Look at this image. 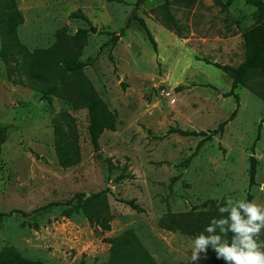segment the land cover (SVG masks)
Returning a JSON list of instances; mask_svg holds the SVG:
<instances>
[{
  "label": "rangeland",
  "instance_id": "obj_1",
  "mask_svg": "<svg viewBox=\"0 0 264 264\" xmlns=\"http://www.w3.org/2000/svg\"><path fill=\"white\" fill-rule=\"evenodd\" d=\"M139 1L0 0V8L14 4L24 16L18 38L30 52L51 48L62 31H88L84 75L118 121L96 150L88 110L66 98H44L11 53L8 63L3 59L0 30V126L9 127L0 164V251L14 247L46 264H106L111 242L132 233L157 264H212L203 252L193 262L195 237L162 229L160 220L218 210L249 193L264 204V101L248 89L233 90V77L216 67L245 61L244 34L264 13L246 0H169L184 30L180 37L160 18L168 0ZM236 111L223 136L198 152L202 137L170 133L213 132ZM65 118L74 122L82 153L69 169L56 152L55 121ZM257 153L262 158L251 189ZM107 189L109 231L83 215L64 217L59 204ZM130 200L144 211L133 210Z\"/></svg>",
  "mask_w": 264,
  "mask_h": 264
},
{
  "label": "trees",
  "instance_id": "obj_2",
  "mask_svg": "<svg viewBox=\"0 0 264 264\" xmlns=\"http://www.w3.org/2000/svg\"><path fill=\"white\" fill-rule=\"evenodd\" d=\"M12 0H9L11 3ZM119 1V0H109ZM145 0H140L142 3ZM258 10L264 13V1L246 0ZM2 2V1H1ZM220 4V2H218ZM10 8H0V30L3 35L4 49L2 57L8 63V56L18 63L20 72L33 86L39 87L44 98L52 96L66 98L73 101L77 110L87 109L90 118L89 134L91 142L96 150L100 148V139L106 131H116L118 126L117 116L111 111L107 103L98 95L94 85L84 75L88 66L81 61L83 51L88 45L89 33L87 30H79L76 35L70 36L66 31L59 34L57 43L46 50L30 52L18 38V30L24 24V16L10 4ZM160 18L167 30L183 37V27L177 20L172 10V2L166 1L159 7ZM85 17V16H84ZM145 29L149 41L157 50V42L148 29L146 22L138 20ZM129 27V25L127 26ZM245 61L238 67L221 66L216 67L224 70L233 77V90L245 88L258 95L264 101V21L244 34ZM20 57L21 60L18 58ZM231 92L230 96H233ZM237 111L232 117L220 124L213 132L185 131L179 128L171 129V134H179L183 137H202L197 152L204 143L215 136H223L224 129L236 117ZM73 120L63 119L55 121L56 152L59 165L64 169L76 167L82 160L79 137L73 127ZM9 127L0 126V164L4 144L8 140ZM259 139V138H258ZM258 160L255 156L251 158L250 188L257 185ZM123 175L121 179H125ZM107 189L102 192L87 194H76L65 204H59L66 209L64 217L71 219L75 215H83L88 221L102 228L104 231L111 229L114 216L108 204ZM246 201H254L251 193ZM133 210L143 212L136 200L125 202ZM225 216L227 213L224 214ZM213 218H220L218 210L208 212H190L187 214H166L160 220V227L170 232H181L185 235L196 237L204 232L205 227ZM219 233V230H217ZM206 234V233H205ZM131 235V236H130ZM232 233L229 232L225 239L231 242ZM132 233L128 238L113 240V253L111 260L106 264H157L147 253L142 245L136 240ZM259 240L264 241V231L261 232ZM207 255L212 264H225L222 259H217L216 253L209 246ZM0 264H46L42 261L31 260L23 256L16 248L6 247L0 251ZM80 264H88L82 261Z\"/></svg>",
  "mask_w": 264,
  "mask_h": 264
},
{
  "label": "clouds",
  "instance_id": "obj_3",
  "mask_svg": "<svg viewBox=\"0 0 264 264\" xmlns=\"http://www.w3.org/2000/svg\"><path fill=\"white\" fill-rule=\"evenodd\" d=\"M256 158L262 157L257 153ZM260 190L264 191V184ZM218 212L220 218H213L193 240L192 261H199L211 246L225 264H264V241L259 240L264 231V204L229 199L226 206H218ZM229 232L231 242L225 239Z\"/></svg>",
  "mask_w": 264,
  "mask_h": 264
},
{
  "label": "water",
  "instance_id": "obj_4",
  "mask_svg": "<svg viewBox=\"0 0 264 264\" xmlns=\"http://www.w3.org/2000/svg\"><path fill=\"white\" fill-rule=\"evenodd\" d=\"M91 196V194H88V197H90Z\"/></svg>",
  "mask_w": 264,
  "mask_h": 264
}]
</instances>
